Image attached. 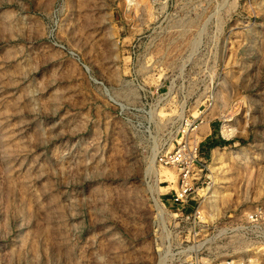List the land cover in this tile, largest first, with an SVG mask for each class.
I'll return each instance as SVG.
<instances>
[{
    "label": "rangeland",
    "instance_id": "obj_1",
    "mask_svg": "<svg viewBox=\"0 0 264 264\" xmlns=\"http://www.w3.org/2000/svg\"><path fill=\"white\" fill-rule=\"evenodd\" d=\"M226 261L264 264V0H0V264Z\"/></svg>",
    "mask_w": 264,
    "mask_h": 264
},
{
    "label": "built area",
    "instance_id": "obj_2",
    "mask_svg": "<svg viewBox=\"0 0 264 264\" xmlns=\"http://www.w3.org/2000/svg\"><path fill=\"white\" fill-rule=\"evenodd\" d=\"M196 127V125H193L192 130H195ZM185 145L188 149L183 147L175 152L164 154L159 158L161 163L174 166L178 171V187L171 194V201L180 206H184L190 200L193 185L196 183L195 163L199 159L198 143H193L192 146H189L191 144L186 142ZM222 264H231V262L226 261Z\"/></svg>",
    "mask_w": 264,
    "mask_h": 264
},
{
    "label": "crops",
    "instance_id": "obj_3",
    "mask_svg": "<svg viewBox=\"0 0 264 264\" xmlns=\"http://www.w3.org/2000/svg\"><path fill=\"white\" fill-rule=\"evenodd\" d=\"M204 136L199 144V149L202 154L209 155L213 148L224 145L227 140L222 135L217 122L210 123L207 127L203 128ZM215 145V147H211Z\"/></svg>",
    "mask_w": 264,
    "mask_h": 264
},
{
    "label": "bare ground",
    "instance_id": "obj_4",
    "mask_svg": "<svg viewBox=\"0 0 264 264\" xmlns=\"http://www.w3.org/2000/svg\"><path fill=\"white\" fill-rule=\"evenodd\" d=\"M233 132L234 131H233L232 128H230V125H228L227 123L223 124V126H222V134L224 136L230 137L233 134ZM212 159L214 161H216V162H219L222 159V156H221L218 148L212 149ZM154 174H156V173H154ZM212 192H213V195H214L216 191H212ZM154 198H155V202H156L157 208L159 210H163V206L161 204H159L157 197L155 196Z\"/></svg>",
    "mask_w": 264,
    "mask_h": 264
},
{
    "label": "trees",
    "instance_id": "obj_5",
    "mask_svg": "<svg viewBox=\"0 0 264 264\" xmlns=\"http://www.w3.org/2000/svg\"><path fill=\"white\" fill-rule=\"evenodd\" d=\"M226 144V143H225ZM211 147H215V145H212Z\"/></svg>",
    "mask_w": 264,
    "mask_h": 264
}]
</instances>
